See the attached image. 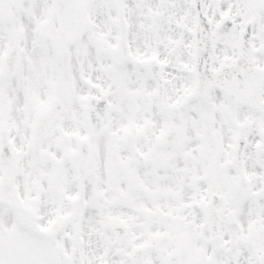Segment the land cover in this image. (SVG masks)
<instances>
[{
	"label": "snow or ice",
	"instance_id": "6c2138e0",
	"mask_svg": "<svg viewBox=\"0 0 264 264\" xmlns=\"http://www.w3.org/2000/svg\"><path fill=\"white\" fill-rule=\"evenodd\" d=\"M0 264H264V0H0Z\"/></svg>",
	"mask_w": 264,
	"mask_h": 264
}]
</instances>
